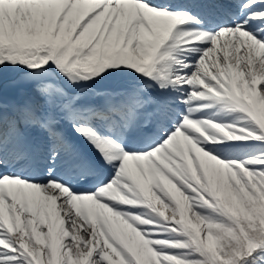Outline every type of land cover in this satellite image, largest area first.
<instances>
[{"label": "snow or ice", "instance_id": "1", "mask_svg": "<svg viewBox=\"0 0 264 264\" xmlns=\"http://www.w3.org/2000/svg\"><path fill=\"white\" fill-rule=\"evenodd\" d=\"M0 264H264V0H0Z\"/></svg>", "mask_w": 264, "mask_h": 264}]
</instances>
